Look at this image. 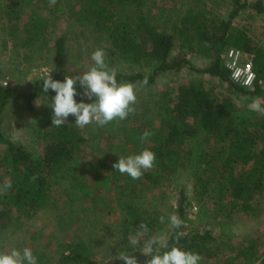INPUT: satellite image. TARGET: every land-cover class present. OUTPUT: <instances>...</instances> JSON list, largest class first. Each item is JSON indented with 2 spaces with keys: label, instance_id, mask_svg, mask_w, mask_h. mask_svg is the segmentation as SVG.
I'll return each mask as SVG.
<instances>
[{
  "label": "rangeland",
  "instance_id": "1",
  "mask_svg": "<svg viewBox=\"0 0 264 264\" xmlns=\"http://www.w3.org/2000/svg\"><path fill=\"white\" fill-rule=\"evenodd\" d=\"M62 1L63 8L57 10L56 5L50 6L46 0H23L24 5L13 16L9 11L12 1L0 0V81L3 85L29 90L45 74L54 73L57 69L55 45L60 37H65L61 69L66 75H82L89 70L93 65L91 54L97 49L104 51L106 63L117 73L152 74L158 63L148 66L144 60H135L112 46L109 35L116 23H124L129 29L143 23L171 33L173 55L184 53L189 63L179 71H159L155 81L146 86L143 81L118 82L135 86V114L104 127L93 123L80 128L87 141L78 149L69 168L52 177L47 200L38 212L30 217L21 215L19 226L0 231V253L28 247L36 257L44 253L48 264H124L116 259L118 252L123 251L132 253L141 262L147 256L129 245V236L136 235L138 226L144 222L149 229L147 236L159 237L164 244L173 231L167 218L173 213L177 215L176 209L185 196V212L193 220L185 223V230L209 229L216 238L212 256L202 258L199 264L207 261L252 264L251 250L244 251L250 247L249 237L255 228L263 231L261 236H264V183L255 191L250 209L232 199L228 176L240 174L243 168L236 164L228 176L223 171L221 158L225 143L205 132L188 136L186 145L178 148L174 164L156 158L154 167L145 171L139 180L113 168L119 156L138 154L144 148L154 152L152 138L160 129L162 133L168 131L164 121L170 116L169 105L173 104L182 84H202L221 96H232L241 105L240 96L228 92L219 77L196 70L214 59V49L207 48L201 33L207 30L210 33L217 18L229 15L232 1ZM246 1L247 6L238 13L234 25L245 29L255 43L264 46V10L258 12L254 8L259 0ZM100 5H105L110 12L111 22L104 24L99 19L101 25L97 26L94 13ZM33 9L51 19L37 34L30 25ZM51 98L43 95L34 101L41 115L12 100L4 112L3 128L7 137L33 153L42 154L45 131L49 128L46 118L53 114L48 107ZM94 99L85 97L83 101L91 103ZM256 100L264 107L263 99ZM68 119L75 122L71 115ZM146 130L152 136L141 144L139 137ZM257 177L258 172L252 181ZM9 184L10 177L0 169V194L7 191ZM204 208L207 213L203 216ZM161 216L165 217L164 223L159 220ZM79 242L88 248L83 258L62 261ZM255 258L257 264H264L263 253ZM38 264H41L39 260Z\"/></svg>",
  "mask_w": 264,
  "mask_h": 264
},
{
  "label": "trees",
  "instance_id": "2",
  "mask_svg": "<svg viewBox=\"0 0 264 264\" xmlns=\"http://www.w3.org/2000/svg\"><path fill=\"white\" fill-rule=\"evenodd\" d=\"M11 1L13 6H9V11L14 16L24 3L23 0ZM231 1L232 9L229 15L226 18H217L210 33L208 30L201 33L202 41L209 46L207 48L214 49V59L206 67L196 70L219 77L225 83L228 92L240 96L241 105H238L232 96H221L202 84L194 82L182 84L178 87L173 104L169 105L170 116L164 121L168 131L162 133L160 129L159 133L152 138L155 142L153 151L159 160L167 159L174 164V160L178 158V148L186 145L188 136H196L203 132L211 134L216 141L226 144L221 163L227 176L233 166L236 164L242 166L240 174L233 173L230 177L228 176L230 195L245 209H250L255 191L260 190L264 183V115L250 110L249 107L256 98L264 100V46L255 43L245 29L234 25V19L247 6V1ZM63 6V1L57 0L56 9L61 10ZM254 8L262 12L264 10L262 0L254 4ZM94 15L97 26L101 25V22L104 24L111 22L110 12L106 10L105 5H100ZM99 19L101 22L98 21ZM32 20L30 25L34 29L33 32L37 34L47 27L51 19L33 9ZM109 39L117 51L135 60H144L148 66L158 63L152 74L117 73V82H137L147 77L148 84H151L159 71L169 69L179 71L184 64L189 63L184 53L173 55L174 36L155 26L141 23L129 29L124 23H116L110 31ZM113 47H110L111 50H115ZM229 47L241 49L252 55L257 75L253 86H242L232 80L224 62V53ZM55 48L57 69L51 73V76L53 80L63 82L68 76L61 69L65 37H60L56 41ZM46 75L48 74L44 76ZM41 79L37 80L29 90L7 87L0 81V169L10 177L7 191L0 194L1 232L19 226L18 220L20 221L21 215L30 217L38 212L47 200L52 177L69 168L78 149L87 141L80 128L74 125V120L68 119L64 126L55 127L52 126V116L46 118L49 128L45 131L46 143L42 154L33 153L24 145L7 137L3 128L4 112L12 100L21 102L26 110L41 115L34 101L43 95L55 96L56 93L52 90H49L47 94L42 92ZM75 87L78 93L76 100L80 102L85 99L82 95L83 89L78 83ZM257 172L258 177L253 182V175ZM185 200V196H182L176 209L178 217L184 223L179 229L173 228L164 243L167 247H162L160 252L162 254L171 247L178 246L185 251L198 253L202 258L211 257L213 243L216 240L212 231L209 229L203 232L185 230V223L193 222L185 212ZM203 213V216L206 215L207 209L204 208ZM177 232L184 234L179 241L176 240ZM75 245V249H72L70 254H65L62 261L83 258L88 251L87 245L83 242ZM37 258L41 264H48L44 253H39ZM150 258L147 256L138 264H145Z\"/></svg>",
  "mask_w": 264,
  "mask_h": 264
},
{
  "label": "clouds",
  "instance_id": "3",
  "mask_svg": "<svg viewBox=\"0 0 264 264\" xmlns=\"http://www.w3.org/2000/svg\"><path fill=\"white\" fill-rule=\"evenodd\" d=\"M57 0H49L50 6L56 5ZM93 65L82 75L66 76L63 82L53 80L51 73L41 80L42 92L47 94L49 90L56 94L51 98L48 107L53 110L52 126L61 127L68 122V117H75V126L84 128L95 123L99 127H104L110 122L126 120L129 115H134L137 101L135 86L117 82V71L109 68L105 61V53L102 49H97L91 54ZM83 89L82 95L94 102L86 103L83 100L77 102L76 84ZM143 85L146 86L148 78L145 77ZM250 110L264 114V107L258 100L253 101ZM152 133L144 131L139 137L141 144L149 141ZM156 161V154L144 148L138 154L119 156L118 162L113 164V168L120 174H127L133 180H139L145 171L151 170ZM170 227L179 229L184 221L178 215L170 214L167 218ZM161 223L165 222V217L159 218ZM149 229L142 222L138 226L136 235L129 236L128 243L134 249H139L146 256H150L145 264H199L202 257L198 253L185 251L178 246H173L162 254L160 249L167 247L159 237H148ZM183 232L176 233V240L183 236ZM144 241L141 244V241ZM135 250V251H136ZM134 251V252H135ZM116 259L124 264H138L137 258L128 252H118ZM0 264H38V259L34 256L31 248L25 247L22 250L13 248L10 252L0 253Z\"/></svg>",
  "mask_w": 264,
  "mask_h": 264
},
{
  "label": "built area",
  "instance_id": "4",
  "mask_svg": "<svg viewBox=\"0 0 264 264\" xmlns=\"http://www.w3.org/2000/svg\"><path fill=\"white\" fill-rule=\"evenodd\" d=\"M224 62L234 82L246 87H251L255 84L257 75L254 69L252 55H249L241 49L229 47L226 51ZM200 264L215 263L207 261Z\"/></svg>",
  "mask_w": 264,
  "mask_h": 264
},
{
  "label": "crops",
  "instance_id": "5",
  "mask_svg": "<svg viewBox=\"0 0 264 264\" xmlns=\"http://www.w3.org/2000/svg\"><path fill=\"white\" fill-rule=\"evenodd\" d=\"M249 54V53H248ZM251 55V54H249ZM255 232L254 234H251L249 239V246L250 247H246L247 249H245V252L248 250H251V253H249V256H253L251 263L252 264H257L255 257L259 256L261 253L264 254V236H261V234L263 233V231L261 232L260 230H257L255 228ZM254 260V261H253Z\"/></svg>",
  "mask_w": 264,
  "mask_h": 264
}]
</instances>
